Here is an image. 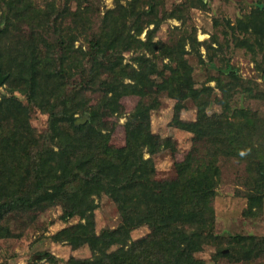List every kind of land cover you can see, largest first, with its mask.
Here are the masks:
<instances>
[{
    "label": "trees",
    "instance_id": "trees-1",
    "mask_svg": "<svg viewBox=\"0 0 264 264\" xmlns=\"http://www.w3.org/2000/svg\"><path fill=\"white\" fill-rule=\"evenodd\" d=\"M124 10L119 14L117 8L107 11L99 28L92 30L87 50L82 46L75 48V36L63 33L59 24L51 38L36 22L24 25L15 46V55L19 56L17 70L21 78L23 73L28 75L23 82L29 87L39 86L38 91L35 88L30 92L29 100L49 113L48 131L36 153L26 157L30 165L25 164L24 170L34 187L11 198L0 191V235L11 231L3 223L10 211L22 213L59 204L64 220L75 216L79 220L58 230L51 239L67 242L74 250L87 246L91 251L89 256L71 255L65 264H207L205 258L197 255L206 244L216 245L217 256L233 261L263 260L264 236L238 233L223 237L215 232L214 196L219 167L216 160H205L207 152L192 147L182 160L175 162L177 175L165 179L157 177L154 160L144 157L145 145L156 152L164 142L161 135L152 131L151 112L160 105L157 95L167 87L166 76L159 62L146 54L135 57L137 67L123 64L122 52L143 42L138 37L143 31L139 24H134V33L129 30L125 35L129 14L127 8ZM8 16L7 13L3 18ZM251 24L264 31V19ZM152 31L148 35L150 42ZM147 47L154 53L161 50L163 57H173L175 53L169 50L165 54V45L159 41ZM4 55L0 50V67ZM185 68L184 75L181 69L177 70L172 123L196 133L210 128L217 133L230 130L231 134L224 137L215 136L216 144L234 147L229 141L244 139L243 129L228 116L209 114L205 102L201 101L203 107L195 120L181 118L186 106L184 98L198 101L207 90L193 88L191 70ZM1 70L10 78V72H4L2 67ZM126 77L133 82H126ZM43 87L49 89L47 93ZM68 88L74 91L70 93ZM40 90L42 98L46 97L41 102L37 98ZM85 91L90 100L76 102L74 97ZM91 95H95L94 99ZM127 95L138 100L125 123L124 136H118L117 122L125 111L122 100ZM3 103L4 100L2 105L13 113H21L17 106ZM76 113L86 115L87 119L77 123ZM224 117L228 120L224 121ZM252 123L248 120L249 126ZM1 139L4 152L14 149L7 135ZM253 181L262 190L251 196V202L261 204L264 164ZM102 192L113 198L122 221L114 228L105 226L98 230L95 197ZM146 225L149 231L135 238L133 230ZM43 255L59 264L54 254L45 251Z\"/></svg>",
    "mask_w": 264,
    "mask_h": 264
},
{
    "label": "rangeland",
    "instance_id": "rangeland-1",
    "mask_svg": "<svg viewBox=\"0 0 264 264\" xmlns=\"http://www.w3.org/2000/svg\"><path fill=\"white\" fill-rule=\"evenodd\" d=\"M112 8H117L118 14L127 8L125 35L129 30L134 33V24L143 26L138 35L143 42H136L131 50L122 52L123 64L137 67L135 57L146 54L165 71L167 87L157 95L160 105L151 112L152 131L161 135L164 142L156 152L144 146V157L154 160L157 177H175V162L182 160L192 147L196 151L201 148L208 153L205 160H216L219 167L214 196L215 232L223 237L238 233L264 236V196H261V204L255 203L256 200L251 202V196L262 190L257 189L253 180L264 164V31L252 27L251 23L264 19V0H0L3 27L0 50L5 53L1 67L11 73L10 78L6 74L0 85V139L7 135L14 148L6 153L0 147V191L11 198L34 187L28 180L31 176L24 170L28 164L26 157L36 153L48 131L49 113L29 100L30 92L35 88L38 91L39 86L29 87L24 83L28 75L23 73L21 78L17 70L19 56L15 55V46L24 25L36 22L51 38L59 24L63 33L75 36V48L82 46L87 50L92 30L99 28ZM7 13L9 16L4 19ZM149 30H153L152 42L148 38ZM158 41L165 45V54L169 50L175 52L173 57H163L159 49L155 53L149 50L147 46ZM185 67L191 70L193 88L207 87V90L198 101L184 98L186 106L181 118L195 120L205 102L209 114L228 116L243 129L244 139H237L236 143L234 139L229 141L234 147L228 149L225 144H216L215 136L224 137L231 134L230 130L217 133L210 128L196 133L172 123L177 100L174 90L177 70L181 69L184 75ZM125 81L133 82V79L126 77ZM43 89L45 93L49 90ZM73 91L68 88V92ZM42 95L40 90L39 102L46 99ZM132 95L122 100L125 111L118 118L115 132L118 136H124L125 123L138 100ZM74 98L81 102L90 100V95L85 91ZM3 100V104L17 106L21 113H13L11 108L2 105ZM76 116L83 119L86 115L76 113ZM248 120L253 121V127L248 125ZM168 144L172 147H167ZM95 199L98 230L118 226L122 216L113 198L102 192ZM250 203L253 204L250 206ZM62 212L61 205L56 204L35 211L7 213L3 223L11 231L0 235V264H54L44 257L45 251L54 254L59 264H65L71 255L89 256L91 251L87 246L74 250L67 242L51 239L58 230L79 220L78 216L64 220ZM148 231L147 225L140 226L133 230V236L138 238ZM216 253V245L206 244L197 255L205 258L207 264H264V259L233 261Z\"/></svg>",
    "mask_w": 264,
    "mask_h": 264
},
{
    "label": "water",
    "instance_id": "water-1",
    "mask_svg": "<svg viewBox=\"0 0 264 264\" xmlns=\"http://www.w3.org/2000/svg\"><path fill=\"white\" fill-rule=\"evenodd\" d=\"M5 78H6V74H4V73L2 72L1 67H0V85L4 82ZM85 120H86V116H84L83 119H82V118H79V119L77 120V123L83 122V121H85Z\"/></svg>",
    "mask_w": 264,
    "mask_h": 264
}]
</instances>
